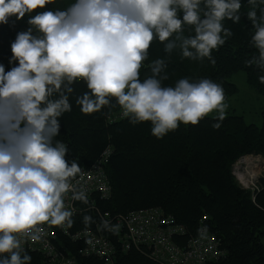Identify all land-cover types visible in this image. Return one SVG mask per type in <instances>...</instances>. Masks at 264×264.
<instances>
[{
  "label": "clouds",
  "instance_id": "9594fccd",
  "mask_svg": "<svg viewBox=\"0 0 264 264\" xmlns=\"http://www.w3.org/2000/svg\"><path fill=\"white\" fill-rule=\"evenodd\" d=\"M20 22L26 27L17 31ZM229 22L246 29L243 65L264 85V0H0V27L15 31L7 65L0 62V264H33L49 228L73 227L76 209L66 199L89 203L79 158L58 139L74 107L84 116L118 108L157 140L209 117L222 127L223 84L173 80L169 67L173 54L216 65L235 34ZM157 45L163 54L150 58ZM82 223L91 244L96 218L85 210ZM96 226L120 229L107 218Z\"/></svg>",
  "mask_w": 264,
  "mask_h": 264
},
{
  "label": "trees",
  "instance_id": "16d2710c",
  "mask_svg": "<svg viewBox=\"0 0 264 264\" xmlns=\"http://www.w3.org/2000/svg\"><path fill=\"white\" fill-rule=\"evenodd\" d=\"M229 26L235 34L215 54L216 65L180 61L173 54L169 67L172 79L209 76L223 84L228 98L237 92L229 79L243 72L248 87L264 96V85L243 65L249 53L248 33L240 25L229 22ZM24 27L20 22L15 30ZM14 36V30L0 27V62L6 65ZM162 54V46L157 45L150 58ZM105 113L84 116L74 107L62 118V135L58 139L64 140L72 156L79 158L82 170L91 168L105 149L110 152L103 165L109 196L101 199L93 194L87 205L77 201L82 211L73 218L75 223L69 233L85 228L82 215L87 210L96 218L90 230L101 233L115 247L113 264H154L134 249L123 252L115 235L98 231L96 224L105 216L113 218L137 210L159 209L185 228L183 243L197 235L200 222L206 217L202 225L217 238L225 254L216 264H264V172L253 196L240 188L232 173L234 164L242 157L264 159V117L261 126L256 127L245 124L241 116L228 114L220 129L212 127L209 117L197 126L181 125L157 140L150 135L147 123L132 126L121 118L118 108L111 112L105 109ZM55 229L56 243L63 245L78 264H105L95 257H81L78 250L82 243L70 242ZM32 256L33 264L45 263L40 254L32 252Z\"/></svg>",
  "mask_w": 264,
  "mask_h": 264
},
{
  "label": "built area",
  "instance_id": "2783aa9c",
  "mask_svg": "<svg viewBox=\"0 0 264 264\" xmlns=\"http://www.w3.org/2000/svg\"><path fill=\"white\" fill-rule=\"evenodd\" d=\"M107 157L108 155H102L91 168L82 170L78 178L77 182L83 183L88 189V198L97 194L102 199L110 194L103 170ZM241 185L244 186L242 183ZM258 189H251V195L253 196ZM76 203L77 201L73 202L70 198L66 199V204L76 209L74 217L82 211ZM105 218L112 224L120 225L118 232L111 233L115 235L123 252L134 249L144 254L154 264H216L225 256L217 238L208 230H203L202 222L206 217L202 218L197 235L189 237L186 242L184 240V243L181 241L185 236V228L159 209H143L113 218L105 216ZM59 230L69 238L70 242L82 243V247L78 250L81 257H95L105 264H113L115 247L101 233L89 229L88 236L92 243L88 244L85 242L84 229L70 233L71 235L69 232ZM47 231L46 242L36 245L37 250L33 251L45 258L44 264H78L63 245L56 243L55 227Z\"/></svg>",
  "mask_w": 264,
  "mask_h": 264
},
{
  "label": "rangeland",
  "instance_id": "374dc122",
  "mask_svg": "<svg viewBox=\"0 0 264 264\" xmlns=\"http://www.w3.org/2000/svg\"><path fill=\"white\" fill-rule=\"evenodd\" d=\"M233 83L237 92L235 95L226 98L229 104L228 114L241 116L247 125H255L260 127L264 117V96L253 91L245 82L243 72H237L229 79ZM264 159L261 156H245L240 158L233 166V176L238 178L241 176L242 186L240 188L248 190L259 187L260 178L263 177ZM240 180V179H239ZM247 180V181H246ZM246 181V183L244 182Z\"/></svg>",
  "mask_w": 264,
  "mask_h": 264
},
{
  "label": "bare ground",
  "instance_id": "6f19581e",
  "mask_svg": "<svg viewBox=\"0 0 264 264\" xmlns=\"http://www.w3.org/2000/svg\"><path fill=\"white\" fill-rule=\"evenodd\" d=\"M238 177H239L240 181L243 182L242 179H241L242 177L241 176H238ZM246 181H244V182L246 183ZM246 186H247V183H246Z\"/></svg>",
  "mask_w": 264,
  "mask_h": 264
}]
</instances>
